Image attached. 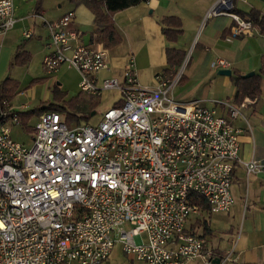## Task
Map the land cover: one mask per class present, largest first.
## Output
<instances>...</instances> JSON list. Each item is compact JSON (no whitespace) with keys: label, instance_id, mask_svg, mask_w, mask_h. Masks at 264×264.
Wrapping results in <instances>:
<instances>
[{"label":"built area","instance_id":"1","mask_svg":"<svg viewBox=\"0 0 264 264\" xmlns=\"http://www.w3.org/2000/svg\"><path fill=\"white\" fill-rule=\"evenodd\" d=\"M239 1L218 0L208 15L231 16L234 37L255 29L232 12ZM34 16L49 32L45 72L75 69L83 94L118 91L122 104L95 126H69L60 112L43 113L31 147L13 139L0 111V264H105L117 243L144 264H214L216 254L187 223L202 209L196 198L210 213L231 211L237 164L248 175L264 173L258 161L240 159L242 130L234 125L253 101L210 107L175 100L184 63L175 75H156L152 87L140 84L133 56L122 80L99 79L109 69V53L81 43L75 11L55 22ZM16 23L14 0H0V37ZM211 67L229 69L230 63L215 58ZM12 120L20 124L15 111ZM232 260L229 252L219 264Z\"/></svg>","mask_w":264,"mask_h":264},{"label":"crops","instance_id":"2","mask_svg":"<svg viewBox=\"0 0 264 264\" xmlns=\"http://www.w3.org/2000/svg\"><path fill=\"white\" fill-rule=\"evenodd\" d=\"M14 2L17 23L14 29L0 37V83L8 78L11 67L27 65L31 55L38 50V45L46 44L48 47L50 41L43 20L34 16L37 13L46 15L43 6L39 10L37 7L28 6L33 11L25 14L27 0ZM217 2L218 0H148L120 11L115 14L113 20L121 42L108 49L97 42L95 14L84 4L72 2L74 9L60 13L50 22L58 21L68 12L75 11L73 28L81 32V43L86 46L102 47L109 53V69L100 72L97 77L122 80L128 60L133 56L139 82L144 87L154 86L155 76L168 66V48L174 47L187 52V49L198 41L195 52L198 48L200 51L196 53L194 68L184 75L181 85L185 98L183 101L177 98L179 102L199 100L210 107L216 106L215 102L220 100L240 104L235 99L237 87L231 77L235 74L244 76L251 71L257 74L264 67V33L255 27L250 34L234 37L232 28L236 23L231 16L225 14L208 16ZM236 6L245 13L255 9L264 15V0L239 1L236 2ZM221 9L226 7L223 6ZM32 13L34 21L30 17ZM168 16H178L183 22L184 32L174 43L166 39L160 23ZM200 29L202 31L199 33ZM26 30L33 33L31 39H24L23 33ZM21 46L25 58L22 62L13 64L14 56ZM47 54L45 52L44 55ZM215 58L230 63L231 76L219 75L220 70H217L213 77L212 73L205 70L211 66ZM64 67L67 68L66 66L62 68ZM76 72L80 77L78 84L80 88L82 75L79 71ZM35 81L36 79L33 80ZM245 99L253 102L242 110L244 118L234 121L235 127L242 130L240 159L245 162L256 160L264 165V77L261 95ZM10 110L18 111L14 108L13 101L10 103ZM220 112L226 114L224 110ZM231 193L234 204L229 213L213 214L207 206L197 213V218L190 223L188 229L206 239L207 249L214 251L216 260L233 252V260L226 264H264V173L248 175L245 166L237 164L233 173ZM113 253L114 249L106 263L112 264L109 261ZM128 264L144 263L132 256ZM189 264H203V261L197 259Z\"/></svg>","mask_w":264,"mask_h":264},{"label":"rangeland","instance_id":"3","mask_svg":"<svg viewBox=\"0 0 264 264\" xmlns=\"http://www.w3.org/2000/svg\"><path fill=\"white\" fill-rule=\"evenodd\" d=\"M40 1H42V6L46 11V15H44L45 17L43 16V18L49 22L55 20L60 13L67 12L68 10L75 8L71 0H40ZM30 2L31 4H29ZM38 3L39 0H27L25 4L26 6L25 14H29V12H32L33 10L30 8L31 7L36 8ZM240 5L243 4L240 3ZM28 6L31 7L28 8ZM33 15L34 13H32L30 16L32 18L31 19L32 21L35 20V17ZM201 29L199 30V33L202 31ZM197 43L198 41L195 43L194 46L187 49L186 57L183 62L185 64L183 75L187 74L189 71H191L194 68V61H195V57L197 56L196 53H199L200 51L198 48V50L195 52V47ZM38 47H39L38 50L31 55V60L27 65H18V66L15 65L11 67L9 72L8 77H12L16 79L19 82V84H21L20 92L12 100L14 108L18 111L33 110L38 106H41L46 103L48 104L54 103L60 105V107H63L65 106L66 102H69L72 98L76 97L79 93H81V90L78 86L80 77L76 72V70L73 69L69 70L64 67L61 69V71L58 74H53V75L47 74L43 68V59L45 56L44 55L45 52L49 53L50 49L47 47L46 44L43 46L42 44H39ZM205 70L206 71L208 70L210 73H212L211 76L213 77L217 73V70L212 69L211 66L209 68H206ZM34 79H36L35 82H33ZM56 83L60 84L61 92L63 93L62 100L59 99L60 96L59 97L56 96L54 89ZM174 97L175 100L177 101L184 100L185 92L183 85L179 84L177 86V88L174 91ZM95 98L99 99L100 103L95 109V114L93 116L92 114H90V111L88 109L75 111L69 106L67 107L66 110L59 109L60 110L59 112L63 117H66L68 113H73L76 116L84 115L88 117V119H86L85 123L83 124H89L95 126L98 125L103 120V114L108 109L113 107L122 98V95L118 91H107L104 92L101 96H96ZM5 120H6V125L9 127L11 131V136L16 142L25 144L27 147H31L33 145V130L39 121L38 116L33 117L29 121L28 128L13 122L12 116L7 117ZM196 218H197V214L191 215V217L188 220L187 227H189L190 223L194 222ZM124 228L127 231H129L131 229V226L129 224H126ZM143 236L146 239V234H144ZM130 257L132 256L123 252L121 244L117 243L114 248L112 259L109 261V263L128 264ZM106 264H108V262Z\"/></svg>","mask_w":264,"mask_h":264},{"label":"trees","instance_id":"4","mask_svg":"<svg viewBox=\"0 0 264 264\" xmlns=\"http://www.w3.org/2000/svg\"><path fill=\"white\" fill-rule=\"evenodd\" d=\"M76 4L86 5L96 17V40L98 43H101L105 46L106 49L111 48L121 42V38L118 34V31L113 20L116 13L126 10L130 7L137 6L140 3L146 2L148 0H71ZM42 6V1L39 0L37 4V10ZM232 12L237 13L243 19L252 21L254 26L258 28L262 33H264V15L260 11L255 9L245 13L237 9L236 3ZM162 31L166 36V39L174 43L178 40L179 36L183 34V22L182 19L178 16H168L161 20ZM23 47H19L15 56L14 63L22 62L24 60L25 52L22 51ZM186 57V52L177 49L174 47L167 49V59L168 66L160 74L175 75L180 67L182 66ZM264 77V67L250 78H244L240 74H235L232 76V80L237 87L236 101L241 103L246 97L256 98L259 97L262 93V84ZM185 76L183 75L180 84L183 83ZM20 84L18 81L8 77L0 83V111L6 114V117L12 116L14 111L10 110V103L14 97L18 94ZM56 96H60V100L63 99V93L59 83H56L54 86ZM99 99L88 96L83 93H79L76 97L72 98L69 102H66L65 106L60 107V105L54 103H46L33 110L27 111H15L19 117L20 125L28 128L29 121L35 116H41L43 113L50 111H57L59 109L66 110L69 106L75 111H81L88 109L90 114L95 112V109L99 105ZM122 100H119L115 105H121ZM65 121L69 126L80 125L85 123V120L88 119L86 116H76L73 113H68L64 117ZM34 131V130H33ZM194 203L200 205L202 208H207L204 200L201 198H196Z\"/></svg>","mask_w":264,"mask_h":264},{"label":"water","instance_id":"5","mask_svg":"<svg viewBox=\"0 0 264 264\" xmlns=\"http://www.w3.org/2000/svg\"><path fill=\"white\" fill-rule=\"evenodd\" d=\"M219 75H223V76H231L232 75V71L230 69H222L218 72ZM255 75V72H250L246 75H244L243 77L244 78H250L252 76ZM95 113H92V116L94 115ZM2 120V118H0V121ZM215 263L219 264L220 263V259H217L214 261Z\"/></svg>","mask_w":264,"mask_h":264}]
</instances>
